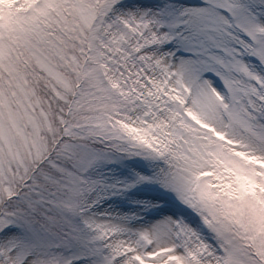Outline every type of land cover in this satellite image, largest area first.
Wrapping results in <instances>:
<instances>
[{
    "label": "snow or ice",
    "instance_id": "obj_1",
    "mask_svg": "<svg viewBox=\"0 0 264 264\" xmlns=\"http://www.w3.org/2000/svg\"><path fill=\"white\" fill-rule=\"evenodd\" d=\"M0 264H264V0H0Z\"/></svg>",
    "mask_w": 264,
    "mask_h": 264
}]
</instances>
